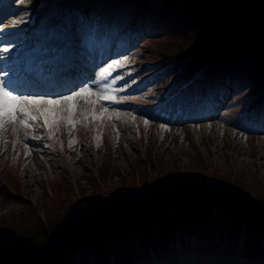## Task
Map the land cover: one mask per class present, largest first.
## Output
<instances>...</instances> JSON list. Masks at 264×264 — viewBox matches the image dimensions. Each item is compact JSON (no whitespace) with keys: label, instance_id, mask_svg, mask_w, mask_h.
I'll return each mask as SVG.
<instances>
[{"label":"rangeland","instance_id":"obj_1","mask_svg":"<svg viewBox=\"0 0 264 264\" xmlns=\"http://www.w3.org/2000/svg\"><path fill=\"white\" fill-rule=\"evenodd\" d=\"M81 3L83 9L78 18L64 23L54 11L45 13V0H0V30L6 26L10 30L16 29L14 31L17 34L16 38L0 43V49L4 47L11 50L7 53L19 55L21 52L35 50L43 42L51 40L66 44L69 49L82 47L81 54H86V51L89 54L99 53L105 60L95 68L94 76L104 78L103 89L111 84L117 90L110 94L118 99L127 97L120 104L108 101L100 103L109 108L108 115L112 111L131 113L136 119L125 115L119 120L114 117L103 118V123L113 125L111 134L107 128L101 132L96 130L89 120L83 119L71 131V135L67 128L62 127L52 140L47 139V131L43 128L31 131L27 139L20 132L18 135L21 143L15 149L12 140L16 137L11 132L6 133L4 140L7 143L0 141V245L5 243L6 238L15 236L13 232L8 235L3 230L9 224L7 214L21 213V210L32 206L37 210V216L45 220L43 207L48 205L45 208L51 210L49 217L56 220L64 206L72 201L70 195L73 193L78 202L82 201L81 195L86 197L95 192L100 194L90 176L100 181V187L106 191L108 186L122 185L132 176L142 182L143 179L137 175L143 176L145 172L158 176L163 172L180 173L200 171L203 168L211 171L212 167L232 173L234 183V176L240 175L246 185L252 181L249 188L253 185L260 190L264 185V121L259 125L251 124L246 118L241 119L237 115L241 106L240 90L235 92L228 88L225 98L222 95L207 96L203 102L195 104L188 101L184 103L178 96L168 100L169 92H174L173 89L170 88L168 92L158 89V94L157 83L147 76L154 68L150 65L154 60L152 52L155 42L164 39V27H148L147 32L143 27L133 32L123 21L124 16L113 19L112 24L106 22L107 26L103 27L101 17L104 14L96 12L99 5L89 0H82ZM83 15L88 16L86 18ZM93 44L96 45L91 50ZM77 54L75 59L80 58L81 54ZM16 60H11L7 65H15ZM115 60H125V63L110 73H104V69ZM113 80L115 84H112ZM3 81L0 70V82ZM82 87L90 86L85 84L75 91ZM90 88L94 91L93 87ZM121 88L124 90L119 91ZM32 89L33 92L30 91L28 95H40L34 85ZM174 93L178 95L179 90ZM159 101L163 102L160 104ZM176 106L180 110L177 114ZM210 125H215L218 132L212 133L208 127ZM203 127L207 128L201 130ZM31 136L42 138L34 140ZM70 139L75 140L72 149L68 148ZM23 143H27L31 150L28 156H25ZM3 169H8L13 179L2 177ZM105 171L109 176L102 181L98 172ZM238 183L242 184V181L238 180ZM56 186L59 188L58 193L55 191ZM5 192L9 193L7 199L2 197ZM44 196H50L52 201L47 198L45 202ZM22 231L20 229L16 236ZM203 236L200 240L196 237L198 243L193 246L189 244L191 237L187 238V247L182 248V245L176 243L175 235L166 244L163 243L157 253L145 254L135 264H169L179 258L187 259V256L195 258L192 264H202L197 261L202 253L207 254L212 261L208 264H213V261L218 264H264L263 252L262 255L255 253L251 257L246 256L244 251L240 254V249L236 255L231 243L225 242L224 238L222 243H218L219 237L216 240V237L211 239L206 234ZM73 253L80 256L75 249ZM84 259L86 264H122L113 257L105 263L93 262L87 256Z\"/></svg>","mask_w":264,"mask_h":264},{"label":"trees","instance_id":"obj_2","mask_svg":"<svg viewBox=\"0 0 264 264\" xmlns=\"http://www.w3.org/2000/svg\"><path fill=\"white\" fill-rule=\"evenodd\" d=\"M73 1L45 0L46 12L57 6L58 14L64 15ZM94 1L103 4L101 10L108 18L118 9L126 12L133 31L143 25L136 18L140 15L156 12L164 18L156 26L164 27L166 33L154 44L150 63L154 68L147 74L157 83V93L158 89L179 90L175 98L195 104L208 93L225 96L223 89L240 90L237 115L252 123L263 120L264 0ZM211 169L158 176L145 172L137 175L142 182L132 176L106 191L90 176L100 194L81 195L79 203L72 192V201L56 220L49 217L48 205L43 207L47 220L37 216L32 206L7 214L9 224L3 230L15 236H8L0 245V264H86L85 256L93 262L105 263L113 257L122 264H135L145 254L157 253L163 243L178 234L180 238L191 233L220 234L233 240L242 231L247 241L242 251L261 254L264 185L260 190L253 185L249 188L252 181L246 185L239 174L234 176V183L232 173ZM1 173L13 179L10 171ZM98 176L105 181L109 174L98 172ZM2 197L9 198V193ZM44 197L45 202L47 198L52 201L50 196ZM20 229L23 231L16 236ZM74 249L80 256L74 255Z\"/></svg>","mask_w":264,"mask_h":264},{"label":"snow or ice","instance_id":"obj_3","mask_svg":"<svg viewBox=\"0 0 264 264\" xmlns=\"http://www.w3.org/2000/svg\"><path fill=\"white\" fill-rule=\"evenodd\" d=\"M8 50L7 48L3 49L5 52ZM125 60H115L104 69V73H110L112 70L122 67ZM115 83L116 81L113 80L112 84ZM123 90L122 88L119 89V91ZM114 91L117 90L109 84L99 92L93 91L90 87H82L71 94L51 98L42 95L17 94L6 83L0 82V141L6 144L5 134L11 132L16 137L12 140V146L15 149L21 143L18 136L20 132H23V137L27 139L31 131L43 128L47 131V139L52 140L61 131L62 127L67 128L69 135H71V131L81 122V119L87 121L89 118L97 120L102 118L112 119L114 117L119 120L122 115L131 116V113L112 111L107 117H104L105 113H109V108L103 104H100L99 115L96 114L95 106L100 101L120 104L127 99V97L118 99L115 95L110 94ZM93 97L95 99H92ZM131 118L136 119L135 116H131ZM144 123L147 124L148 121L145 120ZM41 138L31 136V139L34 140ZM74 143L75 140L70 139L68 148L72 149ZM61 147H63L62 144ZM23 148L25 149V156L31 154L27 143H23Z\"/></svg>","mask_w":264,"mask_h":264},{"label":"bare ground","instance_id":"obj_4","mask_svg":"<svg viewBox=\"0 0 264 264\" xmlns=\"http://www.w3.org/2000/svg\"><path fill=\"white\" fill-rule=\"evenodd\" d=\"M16 29L10 30L8 27H3L0 30V43L6 41L7 40H11L13 38H16V31H14ZM56 45L57 47H61L62 48V53L58 55V57L54 60L52 59V55L53 52L50 51L51 46ZM15 48L19 49V46H16ZM4 49V47H3ZM3 49H0L2 51V55L0 57V69H2V78H6V83L11 81H15L17 83H19V78L21 76V71L22 70H26V69H30V74H29V80H32L31 83L40 80L41 78H44L43 74L44 73H53L51 70V68L49 69V67L51 65H54L55 67H58L59 71H64V70H72V67L74 66L75 62L71 59V56L73 54H75L74 52L76 50L73 49H69L68 46L66 44H59L57 42H53L51 40L49 41H45L42 43V45H40L39 48L35 49V50H31L28 52H21L19 53V55H15L14 53H7L5 51H3ZM11 51V50H8ZM16 60L15 65H7L8 63H10L11 60ZM22 65L23 69H18V67ZM93 65V63L91 64ZM97 66H93L92 68L94 69ZM14 69V70H13ZM57 71V68L56 70ZM54 71V72H55ZM73 72V71H72ZM25 73V72H24ZM75 72H73V76L68 75V77H66L67 80L76 82L78 78V76H75ZM77 75V74H76ZM51 78H52V82L56 85V87L60 88L61 87V83L57 82V78L58 76H49V77H45L44 79H41L40 85L43 86L44 84H46L47 82H51ZM15 79V80H14ZM56 79V80H55ZM65 80V79H64ZM103 77H99L96 76V78L93 80L92 82V86H94V91L99 92L101 90H103ZM81 81V80H80ZM63 83V82H62ZM67 83H71V82H67ZM82 85V84H80ZM78 85V86H80ZM23 90H27V88L25 86H21ZM70 94V92H63L61 95H68ZM47 97V96H45ZM92 99H95V97H93ZM100 104H97L95 106L96 108V114L99 115L100 113ZM108 116L107 113L104 114V117ZM102 119H97V120H91V118H89V121L93 124V127H96V130H99L100 132L102 130H104L105 128H107V132L108 133H113L112 131V127L113 125H107L105 123L102 122ZM206 124V123H205ZM212 133H216L218 132V129L215 125H210L208 126ZM207 128V127H206ZM205 127H203L201 130H205ZM162 130V128H161ZM112 131V132H111ZM202 135V133L200 134ZM19 136V135H18ZM209 259L207 257H204L202 264H208ZM174 264H181V263H177L174 262ZM188 264V263H185ZM213 264H218L216 261H213Z\"/></svg>","mask_w":264,"mask_h":264}]
</instances>
